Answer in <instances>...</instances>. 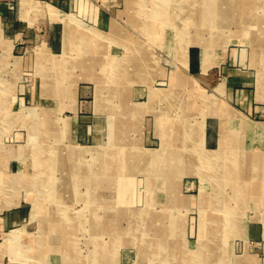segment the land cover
Here are the masks:
<instances>
[{
  "label": "rangeland",
  "instance_id": "374dc122",
  "mask_svg": "<svg viewBox=\"0 0 264 264\" xmlns=\"http://www.w3.org/2000/svg\"><path fill=\"white\" fill-rule=\"evenodd\" d=\"M85 7L80 6L84 10ZM103 7L111 10L113 21L121 31L116 36L112 30L100 33L102 39L99 40L106 39L109 46H118V51L124 50L123 45L144 47L158 60V68L164 65L160 69L169 76L174 71L180 72L182 67L179 58L176 62L171 58L166 70L167 55L163 51L166 35L169 39L172 37L178 56L186 64L189 47L205 44L185 40L188 35L194 39L202 36L204 38L200 39L226 50L238 48L239 71H246L251 78V84L244 88L251 90V100L256 93V100L264 103V51L256 50L259 47L254 44L260 37L259 45H264V0H143L134 6L100 5L101 9ZM59 8L44 4L40 12L51 23L75 22L78 18L79 30L87 35V19L77 17L76 12L68 15L69 11ZM37 55L32 51L16 70L10 63L2 64L0 51V91L5 88V81L16 78L18 90L24 87L27 94L28 89L36 90L35 82L40 77L53 75L50 64L40 61ZM245 63L251 69L244 67ZM207 67L205 65V70ZM228 67L229 63L222 65L220 72H214L209 79L227 82L231 73ZM151 70L159 71L157 68ZM82 72L86 70L79 69L80 75ZM152 80L151 84L134 82L131 93H141L144 97L157 90L167 92L170 87L168 80L161 76L153 75ZM80 88L83 93L88 89L87 94L91 96L94 85L83 83ZM172 90L171 87L169 91ZM178 91L187 93L189 89L176 85L175 92ZM192 91L203 95L199 116L215 120L218 107L220 111L219 100L213 98L209 88L204 90L195 84ZM183 102L185 100L180 99L178 104ZM15 104V110L24 109L25 113L22 122H18L20 117H14L15 131L8 136L3 134L1 140L5 156H0V264H264V229H253L248 223L251 220L255 225L264 224L263 159L257 161L255 155L254 165L249 168L245 162L232 163L233 158H242L233 155L225 158L228 163L220 165V170L218 166L203 164L205 173L201 175V188L196 191L202 197H195L193 203L188 196L183 198L187 185L186 179L185 182L181 180L178 190L181 197L178 198L183 200L178 204V212L174 213L180 218L176 224L171 219L175 216L166 213V201L170 196L158 199L156 191L152 190L155 183L165 182L161 180L165 164L143 167V175L140 180L133 181L131 187L117 179L121 177L117 172L118 158L105 167L95 164L94 173L89 166L88 173H81L79 167V171L74 169L64 174L54 165V154L49 151L59 143L70 145L69 137L58 136L60 140H56L49 134L44 143L46 165L41 166L38 160L43 158H38V151L35 153L28 139V130L21 127L24 120L31 118L27 117L28 109L38 102L25 99L23 106ZM166 112L165 104L156 98L142 117V132L151 131V148L159 145L157 132L161 130V118ZM0 113L2 120L4 116ZM99 119L101 117L96 121ZM259 132L260 128L256 133ZM132 135L139 140L142 134ZM95 140L101 143L102 134H96ZM227 141V136L223 135L222 148ZM99 157L101 159V155ZM98 159L96 157L95 161ZM156 176L157 180H152ZM18 209L23 210L24 219L14 224L6 223V213ZM187 221L193 227L186 228ZM178 224L180 227L175 226Z\"/></svg>",
  "mask_w": 264,
  "mask_h": 264
},
{
  "label": "crops",
  "instance_id": "0c3cea01",
  "mask_svg": "<svg viewBox=\"0 0 264 264\" xmlns=\"http://www.w3.org/2000/svg\"><path fill=\"white\" fill-rule=\"evenodd\" d=\"M141 3L138 0H0L2 64L10 63L18 70L20 62L35 51L38 54L37 58L40 61H47L54 70L53 75L46 74L40 77L35 82L36 90L28 89L27 94L24 87L18 90V79L5 81V88H1L0 91V112L4 116L0 120V156H5L3 152L5 146L1 141L3 134L6 133L8 136L15 131L14 117L21 118L18 122H22L24 118V109L15 110V103L23 106L25 99L36 100L38 104L28 109L27 117L31 118L24 120L21 127L28 130V139L33 143L35 153L38 151V158H43L42 161L38 160L40 165H46L44 157L47 150L44 143L49 134L54 135L56 140H60L58 136L69 137L70 145L59 143L49 151L54 154V165L64 174L74 169L79 171V167L81 173H88L89 166L91 173H94L95 164H102L105 167L110 165L114 158H118L120 167L117 172L121 177L118 176L117 179L131 187L133 181L140 180L145 171L143 167L148 165L158 167L165 164L166 169L161 173L164 179L161 180H165L166 183L164 181L155 183L152 190L156 191L155 197L158 199H162L164 195L167 198L170 196L166 201L168 207L166 213L175 216L174 213L178 212L176 209H179L178 204L183 200L178 198L181 197L178 192L181 180L186 179L187 185V189L183 188L186 192L182 195L183 198L188 196L193 203V200L200 196L196 191L201 188L203 164L215 166L214 168L218 166L217 169L220 170V165L228 163L226 159L230 155L241 156V159L233 158L232 163L245 162L247 168L254 165L255 155L257 161L262 159L264 161V103L256 100V93L251 100V90L244 88L246 84H251V78L246 71L240 73L238 67L240 64L236 56L238 48L229 47L226 50L223 46L200 39L202 36L194 39L188 35L185 40L193 39L205 44H192L189 47L186 64L178 56L177 45L173 44L172 37L169 39L167 38L169 35H166L163 45V51L167 55L165 68L167 70L171 58L175 62L176 58H179L182 67L180 72L184 74L181 75L180 72L176 74L174 71L169 76V73H164V70L160 69L164 65L158 68V60L153 59L150 51L144 47L123 45L124 50L118 51V46H109L105 42L106 39L102 42L99 40L102 39L103 32L108 33L112 30L111 33L116 36L121 31L113 21L111 10L104 7L101 9L100 5L134 6ZM44 4L56 9L61 7L70 12L68 15L76 12L77 17L87 19L90 24L87 25V35L79 30L78 18L75 22L47 21L48 18L46 19L40 12ZM83 5L87 6L85 10L80 8ZM81 10L84 12L81 13ZM259 40L260 37L254 40L256 47H259L255 49L263 52L264 45H259ZM228 63L231 70L229 82L209 79L210 75L214 72L216 74V71L220 72L221 66ZM245 64L247 66L244 67L251 69L247 63ZM205 65L208 66L206 70ZM156 68L159 69L156 73L151 70ZM79 69L86 72L80 75ZM153 75L168 80L167 84L170 87L167 88V92L157 90L144 97L141 93L135 95L131 93L134 82L151 84ZM83 83L94 85L91 96L87 94L88 89L87 93L81 91L80 85ZM195 84L204 90L209 88L213 98L219 100L220 111L218 107L215 120L199 116L203 95L202 92L192 91ZM176 85L187 87L189 92L178 91L176 94ZM171 87L173 90L169 91ZM156 98L165 104L167 112L162 116L161 130L157 132L159 145L151 148V131L142 132V117L150 110V103ZM180 99L185 100V103L179 105ZM224 102L227 105H224ZM178 109L180 110L177 111ZM258 128L259 134L256 133ZM98 133L102 134L101 143L95 140ZM134 133L142 134L138 135L140 141L137 140V136L132 135ZM223 135L227 136L228 141L222 148ZM153 138L155 139V135ZM33 141L38 144H34ZM99 155L101 159L100 157L98 159ZM211 158L214 160H208ZM102 169L104 170L103 167ZM155 174L158 175L159 172L155 170ZM152 180H157V176ZM201 197L202 194L198 198ZM22 211V209L9 211L2 219L11 224L20 222L24 219ZM171 219L176 224L180 222L179 216ZM248 223L253 229L255 227L264 229L262 222L255 225V221L249 220ZM175 226L180 227L179 224ZM186 226L193 227L188 221ZM262 240L264 241V238Z\"/></svg>",
  "mask_w": 264,
  "mask_h": 264
},
{
  "label": "bare ground",
  "instance_id": "6f19581e",
  "mask_svg": "<svg viewBox=\"0 0 264 264\" xmlns=\"http://www.w3.org/2000/svg\"><path fill=\"white\" fill-rule=\"evenodd\" d=\"M156 2V1H155ZM154 12H155V10H154ZM152 24V23H151ZM148 28H151L150 26L148 27ZM184 41V40H183ZM193 43V42H192ZM197 43V42H196ZM262 43V42H261ZM182 44V43H181ZM199 44V43H198ZM187 46V45H186ZM183 47V46H182ZM182 47H180V48H182ZM184 48V47H183ZM187 50V49H186ZM128 59V58H127ZM208 64V63H207ZM118 66V65H117ZM120 66V65H119ZM128 66V65H127ZM206 67H207V65H206ZM124 68V67H123ZM126 68V67H125ZM120 71H121V69H120ZM176 93V92H175ZM177 94V93H176ZM179 94V93H178ZM180 95V94H179ZM169 96V95H168ZM178 96V95H177ZM180 97V96H179ZM264 97V96H263ZM183 100V99H182ZM142 105H144V104H142ZM133 117H135V116H133ZM138 120V119H137ZM224 139V138H223ZM223 143H224V141H223ZM226 143V142H225ZM135 145V144H134ZM119 149V148H118ZM201 149V148H200ZM122 157V156H121ZM214 185V184H213ZM204 238V237H203ZM7 240V239H6ZM8 241V240H7ZM5 243H7V242H5ZM203 243V242H202ZM186 251V250H185ZM203 263V262H202ZM240 264V263H239Z\"/></svg>",
  "mask_w": 264,
  "mask_h": 264
}]
</instances>
